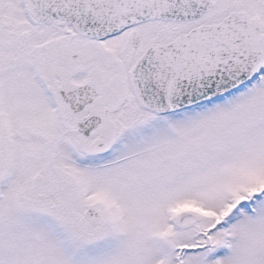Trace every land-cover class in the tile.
Masks as SVG:
<instances>
[{"label":"snow or ice","instance_id":"1","mask_svg":"<svg viewBox=\"0 0 264 264\" xmlns=\"http://www.w3.org/2000/svg\"><path fill=\"white\" fill-rule=\"evenodd\" d=\"M0 264H264V0H0Z\"/></svg>","mask_w":264,"mask_h":264}]
</instances>
